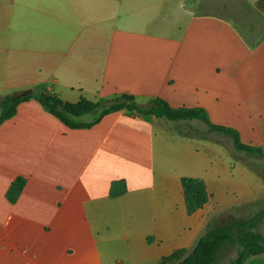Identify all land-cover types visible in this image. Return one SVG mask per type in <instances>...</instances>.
<instances>
[{
	"label": "crops",
	"instance_id": "crops-1",
	"mask_svg": "<svg viewBox=\"0 0 264 264\" xmlns=\"http://www.w3.org/2000/svg\"><path fill=\"white\" fill-rule=\"evenodd\" d=\"M25 91L160 98L264 149V0H0V99ZM196 122L119 112L68 129L36 100L19 104L0 125V264H161L211 217L264 210V171L177 129ZM182 178L209 196L191 215ZM115 181L125 192L111 197Z\"/></svg>",
	"mask_w": 264,
	"mask_h": 264
},
{
	"label": "trees",
	"instance_id": "trees-1",
	"mask_svg": "<svg viewBox=\"0 0 264 264\" xmlns=\"http://www.w3.org/2000/svg\"><path fill=\"white\" fill-rule=\"evenodd\" d=\"M31 99L36 100L50 115L55 117L68 129H89L97 124L104 116L122 112L130 117H155L165 121L198 120L211 133L230 138L236 152H244L264 159V149L244 145L238 133L228 127L213 125L207 114L200 108H171L160 98H150L139 103L132 96L115 94L109 98H101L95 102L85 99L75 104L61 101L54 94L47 91L27 95L16 92L0 99V125L15 116L19 104ZM100 111L97 118L91 123L77 122V119ZM195 136L208 140L206 137ZM26 180L16 178L10 185L6 198L14 203L25 186ZM181 187L186 212L191 215L201 209L209 199L205 184L196 178H182ZM125 192V184L115 181L110 187V196L117 197ZM264 217V210L249 219L228 217L220 223L216 216L207 222L204 233L197 239L193 248L188 252L177 251L163 260L161 264H218L226 259V264H244L249 258L264 252V236L257 231ZM234 253L233 256L230 254Z\"/></svg>",
	"mask_w": 264,
	"mask_h": 264
},
{
	"label": "rangeland",
	"instance_id": "rangeland-1",
	"mask_svg": "<svg viewBox=\"0 0 264 264\" xmlns=\"http://www.w3.org/2000/svg\"><path fill=\"white\" fill-rule=\"evenodd\" d=\"M33 93L36 95V94H38V91H34ZM138 102L142 103L143 101L138 100ZM99 112L100 111L98 110L95 113L86 115L80 119L78 118L77 121L82 122V123L92 122L93 120H95L97 118ZM177 129L179 132L184 133V134H192V135H196V136H202V137L209 138V139H211L215 142H218L219 144L225 146L226 148H228L235 157H240V154H237L236 152H234V148L232 146V142H231L230 138L211 133L208 130V128L200 122H196L194 124L180 125V126H178ZM243 159L245 162L250 163L251 166H253V168L257 169L258 172L263 174L264 167H263V164H262L260 158H258L255 155L244 154ZM262 227L264 228V221L262 222ZM230 255L233 256L234 253H231ZM226 263L227 262L225 259V260H221L218 264H226Z\"/></svg>",
	"mask_w": 264,
	"mask_h": 264
},
{
	"label": "water",
	"instance_id": "water-1",
	"mask_svg": "<svg viewBox=\"0 0 264 264\" xmlns=\"http://www.w3.org/2000/svg\"><path fill=\"white\" fill-rule=\"evenodd\" d=\"M29 94V91H25L24 93H22V95H27Z\"/></svg>",
	"mask_w": 264,
	"mask_h": 264
}]
</instances>
